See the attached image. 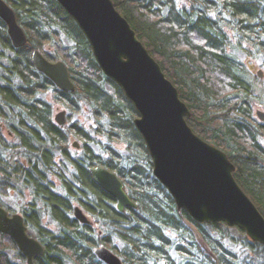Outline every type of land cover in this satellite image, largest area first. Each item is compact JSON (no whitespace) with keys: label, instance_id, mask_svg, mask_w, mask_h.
I'll use <instances>...</instances> for the list:
<instances>
[{"label":"trees","instance_id":"1","mask_svg":"<svg viewBox=\"0 0 264 264\" xmlns=\"http://www.w3.org/2000/svg\"><path fill=\"white\" fill-rule=\"evenodd\" d=\"M4 1L16 14L26 42L12 45L7 25L0 22V80L10 81L13 74L24 80L15 87L0 84V97L9 102L7 108L0 105V205L10 214L2 196L11 190L31 195L20 213L28 232L44 246L33 264H97L94 250L99 245L119 255L123 264H240L236 252L223 243L228 234L222 223L190 218L153 176L151 157L133 125L134 106L102 73L67 11L56 0ZM112 1L189 108L186 123L226 153L235 165L237 184L264 215V121L252 109L264 100V90L255 92L257 75L229 50L230 32L264 55V5L260 0ZM34 49L66 64L74 91L59 89L33 66ZM54 105L68 111L62 126L53 118ZM84 110L95 121L91 131L72 120ZM71 138L78 149L71 148ZM114 144L122 145L124 154ZM102 152L113 159L105 161ZM95 165L116 173L135 208L117 210V200L90 175L88 169ZM57 167L65 173L75 168L84 186L81 180L74 187L61 183L54 175ZM76 205L91 215L89 223L75 218ZM45 215L54 224L59 221V232L43 224ZM114 237L123 247L113 243ZM252 245V264H264V246ZM11 250L19 262L10 259ZM24 261L12 238L0 232V264Z\"/></svg>","mask_w":264,"mask_h":264},{"label":"water","instance_id":"2","mask_svg":"<svg viewBox=\"0 0 264 264\" xmlns=\"http://www.w3.org/2000/svg\"><path fill=\"white\" fill-rule=\"evenodd\" d=\"M56 1L77 23L102 73L122 89L134 106L137 116L133 118V125L151 157L152 174L174 199L176 208L185 210L199 223L218 222L239 227L251 241L264 246V215L237 184L232 174L235 165L226 153L207 143L186 123L191 114L189 108L113 1ZM0 15L12 45L22 46L26 34L4 0H0ZM31 62L56 87L74 91L75 85L63 61H51L34 49ZM256 75L262 77L261 70ZM254 114L259 121H264V110L258 109ZM65 115L63 109L54 114L58 126L65 124ZM72 144L79 148L76 140ZM88 170L92 179L117 200V210L136 207L115 172L99 165ZM73 213L80 223H89L88 215L79 206H74ZM0 232L12 238L26 258V264H33L34 257L43 254L44 246L28 234L23 215H8L1 205ZM94 254L104 264H123L119 256L103 245L97 246Z\"/></svg>","mask_w":264,"mask_h":264},{"label":"rangeland","instance_id":"3","mask_svg":"<svg viewBox=\"0 0 264 264\" xmlns=\"http://www.w3.org/2000/svg\"><path fill=\"white\" fill-rule=\"evenodd\" d=\"M230 35V47L229 50L230 52L238 56L242 60V62L245 64V67L249 69L250 74L256 75L257 71L261 70V76L262 77H257L258 81L253 82V88H255V92L259 93L258 95L261 94V89L264 90V55L261 54L260 52L256 53L255 51H252L250 47L242 43L240 40H238L237 36L232 35L229 32ZM154 58V57H153ZM155 59V58H154ZM260 80V81H259ZM46 99L51 100V97L49 94H47ZM264 103H254L253 105V111L255 112L256 110H264L263 108ZM55 110L54 113L58 112V110H65V113L67 114V109L65 107H62L61 105H54ZM255 115V114H254ZM72 120H76L81 124L83 127H85L87 130L91 131L94 126H95V121L93 117L88 115V112L84 110L80 114H73ZM3 133L6 134V131L3 130ZM10 138V135H7ZM262 144L264 145V137L261 139ZM75 141L74 138H71V142ZM115 147L119 148V150L124 154L125 149L122 145L120 144H114ZM73 150H76L74 147H71ZM31 200V195L27 193V191H24L22 193L17 192L15 190L9 191L7 193V196H2V203L7 206L8 208L10 207L13 212L19 213L22 208L26 207L27 204ZM86 213L85 211H83ZM90 219L92 220L91 215L89 213H86ZM89 221V222H90ZM43 224L49 227L50 229H53L51 224H54L47 215L43 217ZM222 228L225 229V233L228 234V237H223V243L226 244L227 247L232 249L234 252L237 254V258L240 259V264H252V260L250 257L253 256V251L255 249L254 245H252L253 241L250 240L249 237L245 233H241L239 229L234 226V227H229L225 223H222ZM30 236H35V233H29ZM246 256L248 258H246ZM9 257L13 261H20L16 257V253L14 250L9 251ZM14 257V258H13ZM253 258V257H252ZM22 264H26V261H24Z\"/></svg>","mask_w":264,"mask_h":264},{"label":"clouds","instance_id":"4","mask_svg":"<svg viewBox=\"0 0 264 264\" xmlns=\"http://www.w3.org/2000/svg\"><path fill=\"white\" fill-rule=\"evenodd\" d=\"M261 4L264 5V0H260ZM3 21V15H0V22ZM9 61L7 59L4 60V64H8ZM10 83L13 87L17 86V85H22L24 83V80L22 79V77L18 74H13L10 81H5V80H0V84L2 83ZM49 92V94L51 95V90H46ZM39 95H41L43 97L44 93H39ZM8 101L5 100L4 98L0 97V105H2L3 107L7 108L8 105ZM261 103H264V100H261ZM109 143H111V140L108 141ZM115 147V145H114ZM117 150L119 151V148H117ZM7 155V153H6ZM102 157L104 158L105 161L111 160L113 159L112 155L110 152H102L101 153ZM63 159V158H61ZM117 163H123V161H117ZM81 164L83 165V160H81ZM76 169L75 168H71L67 171V173H65V171L62 169V167H57L56 168V172L54 173V175H59L61 177V183H66L68 186L70 187H74L75 186V181L76 180H81V177L79 175H76ZM81 186L83 187V181L81 180ZM57 192H60L61 189L60 188H56ZM65 195H68L67 193V189L65 188L63 190ZM69 200H71V196L68 195ZM73 204H75V202L73 201ZM68 215H72L71 212L67 213ZM53 231L54 232H59L61 225L59 224V221H56L55 224H51ZM113 243L120 245L121 247H123V245L120 244L119 239H116L115 237L113 238ZM14 258V257H13ZM97 264H103L102 261H99L98 258V262Z\"/></svg>","mask_w":264,"mask_h":264},{"label":"flooded vegetation","instance_id":"5","mask_svg":"<svg viewBox=\"0 0 264 264\" xmlns=\"http://www.w3.org/2000/svg\"><path fill=\"white\" fill-rule=\"evenodd\" d=\"M12 213H14V212H12ZM12 213H10V214H12ZM9 213H8V215H10ZM21 214V213H20ZM111 250V249H110ZM112 251V250H111ZM113 252V251H112ZM114 253V252H113ZM115 254V253H114ZM117 255V254H116ZM117 256H119V255H117ZM120 257V256H119ZM121 258V257H120ZM122 261V260H121ZM123 263V262H122Z\"/></svg>","mask_w":264,"mask_h":264}]
</instances>
